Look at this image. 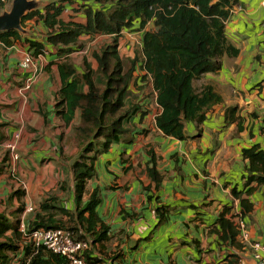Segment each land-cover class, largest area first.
<instances>
[{
  "label": "crops",
  "instance_id": "1",
  "mask_svg": "<svg viewBox=\"0 0 264 264\" xmlns=\"http://www.w3.org/2000/svg\"><path fill=\"white\" fill-rule=\"evenodd\" d=\"M31 1L34 6L29 12L44 15L46 6L53 4L62 7L61 22L86 23L78 0ZM52 30L57 31L33 17L21 22L19 39L8 46L0 43V212L11 218L24 204L19 217L26 216V223L41 212L39 206L50 192L60 198L64 209L75 207L67 159L77 150L67 142L70 128L62 126L54 110L61 86L58 67L70 61L74 77L83 74L84 63L96 69L93 53L112 39L82 35L74 50L65 51L48 43ZM149 30H154L152 23L142 31H122L117 38L121 58L138 57L125 95L130 116L124 126L131 142H123L122 137L113 143L95 163L97 178L87 183L89 190H101L97 212L108 228L107 241L90 246V256L100 264H256L242 241L239 223L249 243L264 246V184L246 185L248 162L242 157L244 149L264 150L263 0H238L230 11L224 33L238 54L223 56L216 72L192 83L197 91L212 87L221 102L202 123H185L182 141L156 128L161 108L152 79L142 68L141 39L143 31ZM30 42L42 46L40 54H35ZM26 52L33 55L32 70L38 73L29 84L31 71L20 66ZM95 83L102 89L105 78L98 75ZM79 89L87 92L83 83ZM232 108L236 111L226 118ZM231 116L239 119L242 130ZM8 146L14 147L17 161ZM152 155L161 179L157 188L147 172ZM18 180L25 184L24 190ZM61 184L65 190L58 189ZM28 208L32 212L26 214ZM158 208L163 219L155 213ZM222 214L237 226L233 241L224 238L217 224ZM7 264H14L11 256Z\"/></svg>",
  "mask_w": 264,
  "mask_h": 264
},
{
  "label": "trees",
  "instance_id": "2",
  "mask_svg": "<svg viewBox=\"0 0 264 264\" xmlns=\"http://www.w3.org/2000/svg\"><path fill=\"white\" fill-rule=\"evenodd\" d=\"M78 1L82 3L85 25L61 22L58 17L62 7L53 4L46 6L44 15L32 11L21 19L23 24L38 17L46 27L57 29L56 32L52 30L47 41L53 46L67 48L65 51L74 50L82 35L112 38L100 47L98 53H93L96 69L84 63L83 74L74 77L75 70L70 61L58 67L61 86L54 110L62 126L70 128L67 142L77 150L74 157L67 159L75 207L72 211L64 209L60 198L50 192L39 206L44 215L35 212L32 221L26 223V216L19 217L24 211V204H20L11 218L0 212V264H7L10 256L14 264H61L64 261L63 257L43 247L35 248L28 242L22 243L21 224L25 225L28 233L38 229L66 230L73 241L86 243L89 249L96 243L107 241L108 228L97 212L102 204L101 190L98 187L89 190L87 183L97 178L95 163L110 150L113 143L119 142L122 137L125 139L123 142H131L124 126L130 116V111L125 109V95L138 57L126 59L119 56L117 38L122 31H142L152 23L154 30L143 31L141 39L142 68L152 79L156 102L161 108L155 119L156 128L162 135L178 141L185 140V123H202L206 113L221 102L212 87L204 86L197 91L193 81L206 73L216 72L219 69L218 60L223 56L238 54L224 33L230 11L238 0ZM17 39V31L0 32V43L4 46ZM29 44L35 49V54L41 53V45ZM98 75L105 78L102 89L95 83ZM81 83L86 85V93L80 91ZM235 111L236 108L227 110L225 117L230 118L229 114L233 115ZM237 128L242 130L239 122ZM242 157L248 162L246 185L252 182L264 184V150L259 146L244 149ZM151 163L147 172L157 188L161 179L155 170L153 155ZM17 184L24 190L23 182L18 180ZM65 186L61 184L58 189L65 190ZM233 195L237 196L235 191ZM155 213L163 219L161 209H155ZM217 224L225 234L224 238L233 241L238 231L232 218L227 220L222 214ZM8 232L11 234L8 235ZM20 247L22 251L18 253ZM90 254L89 250L83 251L87 264H100Z\"/></svg>",
  "mask_w": 264,
  "mask_h": 264
},
{
  "label": "built area",
  "instance_id": "3",
  "mask_svg": "<svg viewBox=\"0 0 264 264\" xmlns=\"http://www.w3.org/2000/svg\"><path fill=\"white\" fill-rule=\"evenodd\" d=\"M9 0H0V14L7 9ZM264 4V0H263ZM23 69H30L31 76L27 79L28 84L33 82L38 73L37 71L32 70L36 66L34 58L31 54L25 53L23 60L20 64ZM13 154V159L16 160L17 156L13 153L14 147L8 146ZM32 212V208L26 210V214ZM239 228L241 229V238L245 245L253 253V258L256 261V264H264V246H261L258 243H249L247 240V235L243 230V225L239 223ZM20 232L22 233V243H30L33 247H43L45 250L59 255L64 258V261L61 264H87V261L83 257V251L89 250V246L86 243L75 242L71 239L70 232L61 229H49V230H34L31 233L27 232V229L24 224L20 225ZM263 254V255H262ZM238 264H245L242 261H239Z\"/></svg>",
  "mask_w": 264,
  "mask_h": 264
},
{
  "label": "water",
  "instance_id": "4",
  "mask_svg": "<svg viewBox=\"0 0 264 264\" xmlns=\"http://www.w3.org/2000/svg\"><path fill=\"white\" fill-rule=\"evenodd\" d=\"M33 6L31 0H12L10 10L0 14V32L21 31V19Z\"/></svg>",
  "mask_w": 264,
  "mask_h": 264
},
{
  "label": "rangeland",
  "instance_id": "5",
  "mask_svg": "<svg viewBox=\"0 0 264 264\" xmlns=\"http://www.w3.org/2000/svg\"><path fill=\"white\" fill-rule=\"evenodd\" d=\"M11 3H12V0H9V3H8V5H7V10L6 11H9L10 10V7H11ZM26 15V14H25Z\"/></svg>",
  "mask_w": 264,
  "mask_h": 264
}]
</instances>
